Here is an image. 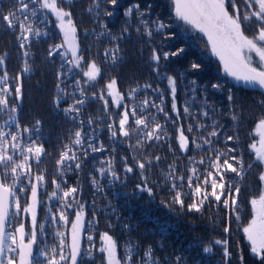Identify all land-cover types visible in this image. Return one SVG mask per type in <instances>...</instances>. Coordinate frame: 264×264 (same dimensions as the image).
Here are the masks:
<instances>
[{
	"label": "trees",
	"instance_id": "obj_1",
	"mask_svg": "<svg viewBox=\"0 0 264 264\" xmlns=\"http://www.w3.org/2000/svg\"><path fill=\"white\" fill-rule=\"evenodd\" d=\"M28 2L29 7L38 9V16H28L33 32H25L28 39L23 40L19 23L10 28L2 19L21 5L18 0H0V57L3 58L0 77L7 73L9 89L8 107L0 112V131L17 135L22 147H33V153H28L32 182L36 183L37 175L44 177L39 186L41 203L37 208L34 264H47L40 253L47 250L51 255L53 248L59 251L62 238L70 241V223L59 220L61 201L57 197L73 187L77 192L68 198L74 197L73 207L66 209L65 214L71 221L79 205H83L85 216L78 264H106V255L100 251L103 233L117 242V254L122 261L127 250L132 249L131 264H261L260 258L251 252L243 227L254 214L251 199L264 190L259 180L264 166L255 160V153L249 147L257 139L256 124L264 118V103H261L264 90L236 84L223 74L219 60L209 55L206 38L175 17L170 0H118L117 6L105 0H65L62 7L71 12L84 67L95 61L100 68L96 81L89 82L79 68L67 62L71 59L70 53L67 57L59 54L66 46L58 50L54 47L63 41L56 18L46 10L39 11L38 4ZM135 4L146 13L143 18L135 11L130 17L124 15ZM237 8L245 9L242 0H237ZM106 11L113 15L107 16ZM19 15L23 20L24 14ZM141 19H159L168 27L158 33L156 25L149 24L152 32L149 36ZM256 24L253 18L244 28L248 36L255 35ZM36 30L39 36L34 34ZM167 33L175 35L166 38ZM180 47L185 49L180 56L161 59L159 65L151 59L154 48L163 53ZM193 62L201 64L199 71L191 70ZM25 65L28 71H24ZM166 76L176 81L178 112L172 110L173 97ZM111 79L116 80L123 95V104L119 107L112 104L106 93ZM213 83L223 87L213 89L210 86ZM17 86L21 89L19 95L15 93ZM229 89L233 101L228 100ZM79 100L84 102L76 103ZM145 100L147 105L143 103ZM160 107L163 112L159 111ZM126 109L129 112L125 125L127 137L119 130V120ZM133 109L135 117L131 114ZM136 118L145 119L148 127L137 126ZM156 123L162 126L157 132L159 139H148L146 133ZM189 126L193 129L191 132ZM181 129L188 138L187 150L179 147ZM214 130L218 135L210 136ZM77 131L81 133L80 145L74 143ZM113 131L116 136L112 135ZM227 136L235 139L228 141ZM7 139L8 154L17 163L22 162L24 154L12 150L11 135ZM206 139L211 144H205ZM196 144L202 147L197 148ZM89 145L101 150L93 151ZM36 146L43 149L39 163L34 158ZM229 148L236 151L228 152ZM65 151L70 157L75 154L76 159L60 165L57 161ZM218 152L242 157L243 174L237 176L219 169L225 183V190H216L217 194L224 191L221 201L209 195L199 210L190 208L203 199L194 191L197 184L208 193L212 191L210 182L204 184L206 178L211 180L206 177L207 172H212L217 183L220 182L218 170L212 167ZM224 158L221 156L220 164ZM230 162L240 168L235 161ZM77 163L80 168L75 167ZM139 163L145 167L140 168ZM249 164H252L250 169ZM128 168L132 171H127ZM4 172H8L10 183V169L0 163V179ZM229 184L233 186V193L236 185L241 189L237 197L239 220L227 193ZM27 185V180L17 185V188L26 187L25 192L19 193L22 205L30 202ZM53 192L57 197L52 196ZM177 192L183 204L176 202ZM224 199H229L228 207L223 204ZM19 223L30 232L28 213L21 212L9 230ZM57 233L65 235L60 237ZM89 235L92 241L87 239ZM216 240H227L228 257L224 256V245L216 244ZM205 248L211 250L205 252ZM149 250L150 256H146ZM68 251L66 247V255Z\"/></svg>",
	"mask_w": 264,
	"mask_h": 264
},
{
	"label": "snow or ice",
	"instance_id": "obj_2",
	"mask_svg": "<svg viewBox=\"0 0 264 264\" xmlns=\"http://www.w3.org/2000/svg\"><path fill=\"white\" fill-rule=\"evenodd\" d=\"M33 5H39V11L51 12L57 21V27L63 36L62 44L55 45L54 47L58 50L62 47H65V51L59 53L62 57H67L70 53L71 59L67 62L72 64L74 67L81 68L83 75L87 77V81H96L97 77L100 75V68L92 61L82 67L81 61L83 56L78 55L79 46L77 42V29L73 22L71 12L62 7V4L65 0H30ZM106 3L117 6L118 0H105ZM245 9L242 11L237 8V0H172L174 6L175 17L179 20L184 21L185 24L190 25L191 28L198 30L207 37L206 47H210L211 52L214 56L219 58L220 63L223 66L224 73L234 79L237 82H242L243 84L251 86H259V88L264 89V0H242ZM18 3L21 5L16 12L10 11L8 15H3L2 19L7 22L8 27L12 28L17 23H19L21 29V35L23 40H27L28 36L24 35L25 32H33V25L28 21V16L30 15L33 18H37L38 9L36 7H29L28 0H18ZM150 7V6H149ZM229 8L232 11H229ZM89 11H92L90 8ZM136 12L140 17L145 16V12L140 10V5L135 4L129 7L124 15L126 17L132 16L133 12ZM19 14H24V19H20ZM107 16H112L113 12L106 11ZM256 20L257 31L255 35L248 36L245 33L244 28L249 25L253 20ZM141 23L144 25L147 34L152 35V32L149 30V24L156 25V31L162 32L163 29L168 27L163 21L157 19L156 21H147L141 19ZM127 31V29H124ZM139 31V29H137ZM35 35L39 36V30L34 32ZM174 33H167L166 38L174 37ZM23 47V44H21ZM185 49L183 47L177 48L170 52L160 53L157 49H153L151 59L159 65L161 59L168 60L169 57H178L180 56ZM53 52L50 50L49 55H52ZM253 54L258 57V60L253 59ZM115 59V57H113ZM3 63V58L0 57V64ZM201 69V64L193 62L191 64V70L193 72L199 71ZM28 66L25 65L24 71H28ZM158 71V69H157ZM7 73L0 77V112L4 111L8 107V101L6 95L9 92V89L6 87L7 82ZM167 79L170 86V90L173 97L172 110L177 111V105L175 103V93H176V81L172 76L164 77ZM190 83L195 84V81H190ZM213 89H219L223 87L220 83H213L210 85ZM147 87H150L148 85ZM106 88L108 94L112 97L113 103L119 106L120 101L122 100L121 94L116 91V80L111 79L107 83ZM21 89L19 86L15 88V93L19 95ZM83 94V93H82ZM101 99H104L103 95L100 96ZM228 100L233 101L234 97L231 94L229 89ZM84 101L79 100L76 103L82 104ZM107 101H105V107H107ZM145 105L148 104V101L143 102ZM264 103V101H261ZM155 106V104H153ZM15 110L14 108L12 109ZM78 111V109H76ZM159 111L163 112V107L159 108ZM185 112L188 111L187 108L184 109ZM134 117L136 115L135 109L131 113ZM167 115V113H165ZM207 115V113H204ZM129 119V112L126 109L123 113L122 118L119 120V130L120 133L127 137L129 132L125 129ZM235 120L236 117L233 116ZM135 124L137 126L143 125L144 128H147L148 125L146 120L143 118H136ZM111 127V126H110ZM162 126L159 123L155 124V127L152 131L146 133L148 139H159L157 132L161 130ZM258 130V135L260 140L258 145L256 142H253L249 145L250 149L255 153V160L258 161L262 166H264V118L259 119L256 124ZM193 129L191 126L188 127V131L191 132ZM11 135V148L15 152L19 150L23 153V160L20 163H17L13 155L8 154L9 141L7 136ZM113 136H116V132H112ZM210 136H217V131H212ZM76 140L75 144H81V133L77 131L75 133ZM228 141H233L234 136H227ZM179 147L181 150L188 149V138L184 135L183 130L181 129L178 136ZM139 143V141H138ZM195 143V141H193ZM205 144H211V140H204ZM67 147V146H66ZM93 151H99L101 149L96 148L92 145ZM197 148L202 147L201 144H196ZM43 149L41 146H36L34 149V158L39 163L40 155ZM68 151H71L69 148ZM68 151L63 152L58 164L63 165L66 160L76 159L75 154L71 157L68 154ZM235 148H229L228 152L234 153ZM28 153H33V147H22L19 143V137L11 133H4L0 131V163L4 164L7 169H10L11 173V182H8V172L3 173V178L0 179V264H34V252L33 247L37 242V208L41 201L39 200V186L40 183L44 180L42 175H37L35 177L36 183L32 182L31 175V166L28 164L29 155ZM221 156L225 157L223 159V164H220ZM157 159H159L157 157ZM230 161H235L236 164L240 165L238 169ZM203 159L200 163L203 164ZM80 164L75 165L76 168H80ZM140 168H144V163H139ZM213 168H216L217 175L219 176L220 182L217 183L216 177L213 176L212 172H207L206 177H211L209 181L207 178L204 180V184L210 182L212 191L208 193L202 188L200 184H197L194 191L197 196H203V199L199 200L198 203L190 205V208H196L199 210V206L203 204V201L212 196L217 202L221 201V196L224 194V191H221L220 194H217V188L225 190L224 175L219 169L224 168L225 171H231L237 174V176H242L243 174V160L242 157H237L235 155L228 156L227 152H218L216 156V162L212 164ZM249 169L252 167V164L248 165ZM19 170V171H18ZM127 171H132L131 168H128ZM103 173L104 170L101 169ZM195 175V169H193ZM113 175H115L113 173ZM23 180L28 181L27 187H30V202L25 201L24 205L21 204V198L19 193L25 192L26 187L17 188L18 184H21ZM259 180L264 184V170L259 173ZM55 184L56 181L53 180ZM189 187L192 186V178H189ZM175 187V185H173ZM60 189V186L57 185V190ZM240 186H235V192L233 193V186L231 184L227 187V193L231 199L232 210L236 212L237 220L240 219L239 216V204L237 202V197L240 193ZM77 192L75 187L70 188L66 191H63L62 197H57V193L53 192L52 196L57 197L61 201V207L59 209V220L63 221L65 224L70 223V241L65 239L60 240L59 251L57 248L51 250V255L47 250L40 253L47 260V264H62V262L67 261L68 264H78V256L81 251V235L84 229V220H83V205H79V210L75 212V217L69 221L68 216L65 214L66 209L73 207V200H69V197H72L74 193ZM175 200L177 203L183 204V200L180 198V193L177 192ZM78 203V202H77ZM223 204L225 207L229 206V199H224ZM253 210V217L247 226L243 227V233L245 234L247 240L251 245V252L261 260V264H264V190L260 192L257 198H252L250 201ZM29 213L31 215V230L26 231L25 225L19 223L17 226H14L13 230H9V226L13 225L15 218L20 215V213ZM53 219H56V216H53ZM40 229H43V225L39 226ZM229 229L226 227L225 232ZM58 236L64 237V233H57ZM89 241L93 240V237L89 235L87 237ZM102 241V247L100 248L101 253L106 254V264H131V254L132 249L129 248L126 252L123 261L117 254V242L113 239L108 233H103L100 236ZM216 244L224 245V256H229V251L227 248V240L221 241L216 240ZM68 248L69 251L67 255L65 254V248ZM210 248H205L204 251H210ZM150 256V250L145 254ZM58 256V258H57ZM242 259V258H241Z\"/></svg>",
	"mask_w": 264,
	"mask_h": 264
},
{
	"label": "rangeland",
	"instance_id": "obj_3",
	"mask_svg": "<svg viewBox=\"0 0 264 264\" xmlns=\"http://www.w3.org/2000/svg\"><path fill=\"white\" fill-rule=\"evenodd\" d=\"M170 2H171V4H172V0H170ZM228 5H227V0H226V7H227ZM172 7H173V9H174V6H173V4H172ZM230 11V10H229ZM175 12V11H174ZM231 12V11H230ZM51 13V12H50ZM52 14V13H51ZM53 15V14H52ZM54 16V15H53ZM55 17V16H54ZM56 18V17H55ZM181 22H183L184 23V21H182V20H180ZM74 22V21H73ZM185 24V23H184ZM185 25H187V24H185ZM190 26V25H189ZM59 29V28H58ZM60 31V30H59ZM196 31H198V30H196ZM199 32V31H198ZM61 33V32H60ZM201 33V32H200ZM202 35H203V33H201ZM61 35H62V33H61ZM76 36H77V33H76ZM204 36V35H203ZM205 37V36H204ZM251 37V36H250ZM62 38H63V36H62ZM206 38V40H207V37H205ZM77 42H78V46H79V52H80V45H79V38H78V36H77ZM209 55L210 56H212V57H214V58H217L218 60H219V58L218 57H216V56H214L213 54H212V52H211V49H210V47H209ZM79 52H78V55H79ZM253 59L254 60H258V57H256L255 56V54H253ZM220 62V61H219ZM221 64V63H220ZM81 65H82V67H84V65H83V62L81 61ZM80 70H81V68H79ZM221 69H222V73L223 74H225L224 73V71H223V66H222V64H221ZM81 72L83 73V71L81 70ZM226 75V74H225ZM227 76V75H226ZM228 77V76H227ZM231 81H233L234 83H236V84H239V85H244V86H247V85H245V84H243L242 82H237V81H235L234 79H232L231 77H228ZM86 79H87V77H86ZM255 87H259V86H255ZM264 90V89H263ZM116 91H118L120 94H121V96H122V100L120 101V104H119V106H121L122 104H123V95H122V93L120 92V90H119V88H118V85L116 84ZM106 93L108 94V90H107V88H106ZM108 96H109V99L111 100V102H112V104L115 106V107H119L117 104H115V103H113V99H112V97L108 94ZM256 135H257V139H256V143H257V145H258V142H259V140H260V136L258 135V130H256ZM263 188H264V185H263ZM29 214V213H28ZM30 215V214H29ZM254 215V214H253ZM31 216V215H30ZM83 220H85V216H84V214H83ZM106 255V254H105Z\"/></svg>",
	"mask_w": 264,
	"mask_h": 264
}]
</instances>
